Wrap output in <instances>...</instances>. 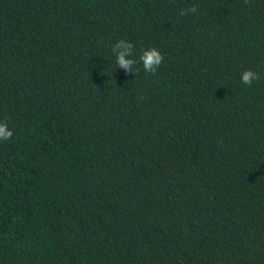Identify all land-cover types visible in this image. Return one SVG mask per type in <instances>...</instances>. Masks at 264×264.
Returning <instances> with one entry per match:
<instances>
[{
	"label": "trees",
	"instance_id": "1",
	"mask_svg": "<svg viewBox=\"0 0 264 264\" xmlns=\"http://www.w3.org/2000/svg\"><path fill=\"white\" fill-rule=\"evenodd\" d=\"M3 120L0 264H264V0H0Z\"/></svg>",
	"mask_w": 264,
	"mask_h": 264
},
{
	"label": "clouds",
	"instance_id": "2",
	"mask_svg": "<svg viewBox=\"0 0 264 264\" xmlns=\"http://www.w3.org/2000/svg\"><path fill=\"white\" fill-rule=\"evenodd\" d=\"M197 11V7L193 5L188 9H182L180 14L187 15ZM112 51L115 54L117 67L122 69L126 76L131 73L136 75L134 65L137 61L133 58V44L125 39H120L112 46ZM139 61L142 63L145 72L155 75L164 62V56L157 48L151 47L143 50ZM259 79V74L250 69L244 70L241 74L242 82L249 86L252 85L253 81ZM12 136L13 131L9 128L7 120L0 121V141H7Z\"/></svg>",
	"mask_w": 264,
	"mask_h": 264
}]
</instances>
